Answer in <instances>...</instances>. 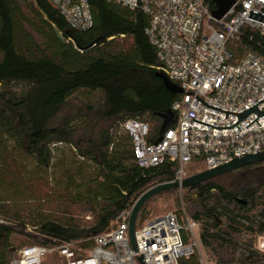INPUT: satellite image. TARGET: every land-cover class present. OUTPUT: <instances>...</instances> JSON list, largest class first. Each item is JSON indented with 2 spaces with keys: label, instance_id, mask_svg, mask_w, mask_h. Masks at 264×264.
Listing matches in <instances>:
<instances>
[{
  "label": "trees",
  "instance_id": "obj_1",
  "mask_svg": "<svg viewBox=\"0 0 264 264\" xmlns=\"http://www.w3.org/2000/svg\"><path fill=\"white\" fill-rule=\"evenodd\" d=\"M89 1L93 26L79 30L49 0H0V264H11L18 249L33 244L53 247L89 238L81 245L91 250L94 237L115 228L144 191L175 177L171 161L138 166L131 137L120 129L126 119H141L155 139L176 123L172 105L179 94L156 75L149 17L108 0ZM206 4L216 9L214 0ZM227 49L233 63L250 52L264 54V35L245 26ZM80 92L87 100L72 111ZM58 143L70 144L79 159L74 167L61 161L54 190L47 171ZM25 159L33 160L35 175L28 174ZM258 164L264 162L241 169ZM44 189L45 195L54 190L60 210L24 218L19 197L32 199ZM186 191L185 214L199 222L201 244L214 264H264L253 243L255 235H264V181L233 191L213 179ZM80 208L93 215L92 222L76 217ZM27 225L41 237L25 232ZM19 236L27 238L21 247L13 242ZM178 264L200 262L194 253Z\"/></svg>",
  "mask_w": 264,
  "mask_h": 264
},
{
  "label": "built area",
  "instance_id": "obj_2",
  "mask_svg": "<svg viewBox=\"0 0 264 264\" xmlns=\"http://www.w3.org/2000/svg\"><path fill=\"white\" fill-rule=\"evenodd\" d=\"M72 28L86 30L94 18L89 0H49ZM138 9L149 17L146 34L157 51L156 69L184 92L172 105L177 113L174 126L164 129L151 139L149 123L141 119H126L120 129L132 141L135 163L143 168L159 166L165 161L177 165L172 181L211 169L239 157L264 151V115L251 112L233 128L237 114L264 99V54L250 52L239 62H231L227 44L243 36L249 26L264 35V22L248 17L250 11L263 13L264 0H236L230 10L216 19L206 0H108ZM193 91L194 94H189ZM264 111V101L258 104ZM259 116V117H258ZM258 117V118H257ZM257 118V121H254ZM254 121V122H253ZM253 122V123H252ZM252 123L249 127H247ZM195 166V169H191ZM131 209L118 216L112 230L94 237L88 253H77L73 242H60L53 247L41 244L18 249L11 264H41L51 251L58 252L66 264H178L195 252L197 242L184 239L183 233L198 227L199 222L182 219L178 212L151 217L136 228L138 250L129 239Z\"/></svg>",
  "mask_w": 264,
  "mask_h": 264
},
{
  "label": "rangeland",
  "instance_id": "obj_3",
  "mask_svg": "<svg viewBox=\"0 0 264 264\" xmlns=\"http://www.w3.org/2000/svg\"><path fill=\"white\" fill-rule=\"evenodd\" d=\"M78 99L74 100L70 108L73 111V109H76V107L82 106V100L86 101V94L84 92H80L78 94ZM97 94L94 95L92 98L96 99ZM118 131V130H116ZM115 132V130H114ZM54 148V157H53V165L48 169L47 174L49 177V184L48 187L51 189H54L56 187V180L60 177L62 171H63V165L61 163L64 162L66 166H72L74 167L76 165V161L79 159V156L76 155L75 150L72 148L70 144L65 143H58L53 146ZM26 165V170L28 171V174L35 175L36 169L33 164L32 159H25L23 160ZM90 164V163H89ZM195 166H191V169H195ZM216 182L224 185L226 188L230 190H239V188L244 183H249L252 185L260 184L264 181V166L260 168H253L248 170L239 169L236 171H233L231 173L224 174L222 176H219L214 179ZM47 187V188H48ZM50 189V193L48 192V195H45L44 193L45 189L43 190V193L38 194L32 199H29V195H21L20 203L17 209L20 211L21 215L24 218L29 219L30 217H35L37 213L43 212L44 214H52L56 210H60V201H58L57 195H54V190ZM187 193L186 189H172L167 190L161 193H158L157 195L153 196L151 199L148 200V208L147 211L148 216L145 220L141 222L140 216L137 220V227L142 226L148 219L154 216H158L167 212H178L182 219L188 221L186 219V214L184 211V196ZM53 195V196H51ZM69 203V202H68ZM76 217L83 222L90 223L93 221V215L90 212H87L83 209H77L76 211ZM190 222H193L189 218ZM190 232L186 233V236L188 237V240H192L194 238V241L197 242V245L195 246V254L197 255L200 264H214V262L210 259L209 255L204 250L201 241H200V232H201V226L198 227H192L189 229ZM25 232L30 233L32 236H34V239H38L41 237L40 233L36 231V229L32 225H27L25 228ZM27 238L24 236H19L14 239V243L18 245V247L23 246L25 244V241ZM33 239H31L32 241ZM89 238L73 242V248H75L78 253H88L89 250H87L83 245H81L83 242L88 241ZM264 240V235H255L254 236V246L256 249L259 250V252L264 254V248L261 247V241ZM41 264H65V259L56 251H51L48 254H46L41 262Z\"/></svg>",
  "mask_w": 264,
  "mask_h": 264
},
{
  "label": "water",
  "instance_id": "obj_4",
  "mask_svg": "<svg viewBox=\"0 0 264 264\" xmlns=\"http://www.w3.org/2000/svg\"><path fill=\"white\" fill-rule=\"evenodd\" d=\"M214 1L216 4V9L212 12V14L216 19L222 18L236 2V0H214ZM261 10L263 11V13L251 10L250 15L248 17H251L253 19L264 22V8L262 7ZM54 29H55L58 37L62 41H65V37L63 36L61 31L59 29H57L56 27H54ZM156 75L163 80L164 85L170 91H172L174 93L184 92L183 88L178 86L177 84L173 83L167 77V75L164 72L157 70ZM189 94L196 95L193 91H190ZM197 98L200 99L203 103H205L208 107H212V108L226 112L227 113L226 117H228V113L237 114L239 120L232 126L217 127V126H213V125L207 124L205 122L193 119L195 121L204 123L206 125H209V126H212L215 128H233L235 125L239 128V126L237 124L253 111H255L259 116L264 115V111L259 110V108H258V104L263 102L264 99L262 101L256 103L255 105L251 106L250 108L246 109L245 111H243L241 113H237V112L227 111V110H223L219 107L209 105L204 100L199 98L198 96H197ZM257 118L254 121H257ZM252 123H250L247 127H249ZM261 162H264V151L256 153V154L245 153V154L240 155L239 157L234 158L233 160H231L229 162H226V163L221 164L219 166H216L214 168L206 169V170L194 173V174L186 177L185 179H183L181 182L180 181L164 182V183H160V184H157L155 186H152L149 189H147L146 191H144L138 197V199L135 201V203L133 204V206L131 208L130 218H129V230H128V232H129V239H130V242H131L133 249L138 250V244H137L136 237H135V231L137 228V220H138L139 214H140L141 209L143 208L144 204L149 199H151L153 196L157 195L158 193L167 191V190L190 188L192 186L213 180V179H215L219 176H222L224 174L239 170V169H241L245 166H248L250 164L261 163ZM137 257H138V260L141 264H145L143 254L141 256H137Z\"/></svg>",
  "mask_w": 264,
  "mask_h": 264
},
{
  "label": "flooded vegetation",
  "instance_id": "obj_5",
  "mask_svg": "<svg viewBox=\"0 0 264 264\" xmlns=\"http://www.w3.org/2000/svg\"><path fill=\"white\" fill-rule=\"evenodd\" d=\"M262 166H264V164H258V165L254 166L252 168H249V169H253V168H257L258 169V168H260ZM243 170H248V169H243Z\"/></svg>",
  "mask_w": 264,
  "mask_h": 264
},
{
  "label": "bare ground",
  "instance_id": "obj_6",
  "mask_svg": "<svg viewBox=\"0 0 264 264\" xmlns=\"http://www.w3.org/2000/svg\"><path fill=\"white\" fill-rule=\"evenodd\" d=\"M261 247L264 248V240L261 241Z\"/></svg>",
  "mask_w": 264,
  "mask_h": 264
}]
</instances>
